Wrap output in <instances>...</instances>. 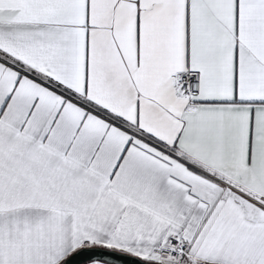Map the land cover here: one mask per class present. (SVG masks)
<instances>
[{"label": "snow or ice", "instance_id": "snow-or-ice-1", "mask_svg": "<svg viewBox=\"0 0 264 264\" xmlns=\"http://www.w3.org/2000/svg\"><path fill=\"white\" fill-rule=\"evenodd\" d=\"M0 264H264V0H0Z\"/></svg>", "mask_w": 264, "mask_h": 264}]
</instances>
